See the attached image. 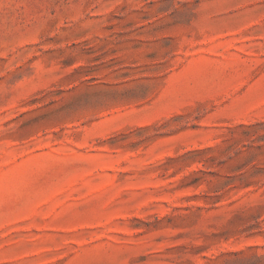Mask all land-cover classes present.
<instances>
[{
	"label": "rangeland",
	"instance_id": "rangeland-1",
	"mask_svg": "<svg viewBox=\"0 0 264 264\" xmlns=\"http://www.w3.org/2000/svg\"><path fill=\"white\" fill-rule=\"evenodd\" d=\"M0 264H264V0H0Z\"/></svg>",
	"mask_w": 264,
	"mask_h": 264
}]
</instances>
